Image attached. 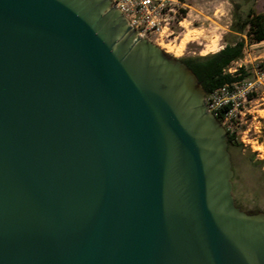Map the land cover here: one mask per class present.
Listing matches in <instances>:
<instances>
[{
  "label": "water",
  "instance_id": "obj_1",
  "mask_svg": "<svg viewBox=\"0 0 264 264\" xmlns=\"http://www.w3.org/2000/svg\"><path fill=\"white\" fill-rule=\"evenodd\" d=\"M196 73L111 0H0V264H264Z\"/></svg>",
  "mask_w": 264,
  "mask_h": 264
},
{
  "label": "rangeland",
  "instance_id": "obj_2",
  "mask_svg": "<svg viewBox=\"0 0 264 264\" xmlns=\"http://www.w3.org/2000/svg\"><path fill=\"white\" fill-rule=\"evenodd\" d=\"M163 14L170 28L162 37L145 36L170 56L181 59L204 56L220 50L226 40H236L230 34L236 9L243 13L253 8L264 10V0H163ZM165 22V23H166ZM171 32V34H169ZM264 42L248 39L242 59L231 69L245 68L249 75L242 87L252 83L246 96L240 91L236 101L240 107L232 121L223 123L235 133L242 146L230 145L234 176V198L244 211L264 212ZM256 144V145H255ZM262 146L261 149H255Z\"/></svg>",
  "mask_w": 264,
  "mask_h": 264
},
{
  "label": "trees",
  "instance_id": "obj_3",
  "mask_svg": "<svg viewBox=\"0 0 264 264\" xmlns=\"http://www.w3.org/2000/svg\"><path fill=\"white\" fill-rule=\"evenodd\" d=\"M230 34L239 37L236 40H226V44L217 52L204 56L181 58L198 76L201 86L210 96L225 85L233 88L234 82L244 81L249 73L243 66L234 72L226 69L235 61L242 59L248 39L250 41L264 42V10L256 11L253 8L243 13L236 9L233 15V22L230 27ZM264 70V64H259ZM232 107L227 104L222 107L216 116L221 123L225 113ZM228 148L230 145L242 146L234 132L227 129Z\"/></svg>",
  "mask_w": 264,
  "mask_h": 264
},
{
  "label": "built area",
  "instance_id": "obj_4",
  "mask_svg": "<svg viewBox=\"0 0 264 264\" xmlns=\"http://www.w3.org/2000/svg\"><path fill=\"white\" fill-rule=\"evenodd\" d=\"M111 2L125 15L130 25L142 36L157 34L159 38V35L161 37L165 33L168 35L170 28L163 14V0H111ZM230 66L226 71L234 72L237 70V68L232 70ZM242 83L243 81L234 82L233 88L225 85L207 97V108L215 116L219 114L223 106L232 104V107L225 113L222 124L233 120L235 111L240 107V102L236 101L238 94H241L240 91L244 92L246 96L249 94L252 83L245 87L241 86Z\"/></svg>",
  "mask_w": 264,
  "mask_h": 264
},
{
  "label": "bare ground",
  "instance_id": "obj_5",
  "mask_svg": "<svg viewBox=\"0 0 264 264\" xmlns=\"http://www.w3.org/2000/svg\"><path fill=\"white\" fill-rule=\"evenodd\" d=\"M256 145V144H255ZM262 146H256L255 149H261Z\"/></svg>",
  "mask_w": 264,
  "mask_h": 264
},
{
  "label": "flooded vegetation",
  "instance_id": "obj_6",
  "mask_svg": "<svg viewBox=\"0 0 264 264\" xmlns=\"http://www.w3.org/2000/svg\"><path fill=\"white\" fill-rule=\"evenodd\" d=\"M233 189H234V187H233ZM235 202H236V200H235ZM236 204H237V202H236ZM238 205V204H237Z\"/></svg>",
  "mask_w": 264,
  "mask_h": 264
}]
</instances>
